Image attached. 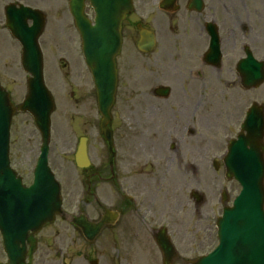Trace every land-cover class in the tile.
Wrapping results in <instances>:
<instances>
[{
  "label": "flooded vegetation",
  "instance_id": "obj_1",
  "mask_svg": "<svg viewBox=\"0 0 264 264\" xmlns=\"http://www.w3.org/2000/svg\"><path fill=\"white\" fill-rule=\"evenodd\" d=\"M132 1L134 9L122 24L124 44L117 58L114 162L79 169L95 187L113 186L111 210L119 218L106 229L114 236L138 232L136 221L155 231L150 220L166 218V205L154 202L160 199L163 179L149 176L147 171L152 170L146 167L159 172V161L168 159L198 171L203 166L199 160L195 163L200 149L205 155L218 150L219 140L229 137L248 107L262 100L263 84L256 83L264 62V0ZM70 2L0 0V21L6 23L8 6L17 10L24 5L54 13L59 26L71 27ZM84 5L89 15V1ZM62 13L65 15L60 17ZM139 27L151 34L149 39H155L149 52L138 48ZM71 96L76 97L74 92ZM89 121L94 122L91 127H98L100 116ZM36 150V146H28L26 151L21 147L12 157L26 185L34 179ZM141 152L143 164L138 162ZM150 186L158 194L153 192L150 197ZM94 199L103 208L96 196ZM54 224L58 227L53 228ZM68 230L69 222L63 217L45 225L35 235L36 251L25 264H53L54 247L57 245L58 254L63 253ZM0 264H10L1 233Z\"/></svg>",
  "mask_w": 264,
  "mask_h": 264
},
{
  "label": "water",
  "instance_id": "obj_2",
  "mask_svg": "<svg viewBox=\"0 0 264 264\" xmlns=\"http://www.w3.org/2000/svg\"><path fill=\"white\" fill-rule=\"evenodd\" d=\"M91 1L97 14L95 25L82 16L81 1H74V14L83 38L86 62L98 92L103 134L111 142L108 123L116 91L114 59L121 48V22L132 6L130 0ZM41 28L28 29L23 26L17 30L11 26L24 48L22 65L32 75L26 101L15 109L9 94L0 87V228L4 219L10 221L11 218L7 216L3 219L1 216L4 202L15 208L13 218L18 227L22 225V231L18 229L5 234L6 248L12 261L16 259V244L30 240L28 230H38L46 222L52 221L61 208L60 187L47 168L46 157L40 159L36 181L30 189L23 188L9 162L10 124L17 111L29 112L43 132L45 143L49 139L50 116L55 105L43 80L42 56L37 45ZM256 112L257 116L246 127L247 136L242 135L232 143L225 160L228 176L237 179L243 191L234 207L227 208L224 217L219 220L221 246L194 264H264V114L261 109ZM85 158L86 147L82 144L77 155L78 163L82 164ZM3 197L7 201H3ZM75 223L83 228L91 240L101 228V225L88 222L84 216ZM158 242L164 251L171 250L166 239Z\"/></svg>",
  "mask_w": 264,
  "mask_h": 264
},
{
  "label": "rangeland",
  "instance_id": "obj_3",
  "mask_svg": "<svg viewBox=\"0 0 264 264\" xmlns=\"http://www.w3.org/2000/svg\"><path fill=\"white\" fill-rule=\"evenodd\" d=\"M53 15L54 13L50 14L51 22L46 35L42 38L45 47V82L56 102V109L52 115L50 164L63 184L68 210L76 214L79 209H83L79 204V194L84 190V183L74 178V148L79 136L85 132L83 122L91 117L92 108H95L90 95L93 85L82 58H79L78 52L73 54L75 49L72 48V38H76L75 41L78 40L80 44L77 33L73 30H62ZM19 59L20 48L9 34L3 31L0 21V84L11 92L14 103L21 102L25 93L26 75L20 68ZM65 64L69 65L66 70L62 68ZM76 85L81 86L85 96V103L81 107V110L86 112L85 115L77 114L75 110L80 106L76 108L70 102V91L76 89ZM261 95L264 102V83ZM35 132L33 121L28 115L15 117L11 129L12 153H18L21 147L26 151L28 146L38 145L39 141L34 135ZM89 137L90 157L93 163L102 162L104 150L97 144V140L100 141V139L97 138L95 132L89 134ZM219 144H221V139ZM217 151L214 153L216 154ZM220 151L221 149L217 155ZM202 152L201 148L195 162L197 164L199 160L200 165H203L198 167V171L187 169L185 162L179 165L181 162L168 159L161 162L158 167L159 172H153V169L151 173L147 171L149 176L157 175L163 179L161 193L158 196L160 199H154V202L157 205H166L167 217L163 222L170 230L175 229L172 235L179 250L182 251V259L185 260V262L179 261V264H187V259L208 253L216 246L217 230L213 224L215 218L222 214V205L216 200L218 191L226 187L234 197L240 190L237 183H224L223 168L216 173L214 169L207 166L208 155ZM138 155L140 163H144L143 152ZM111 190L105 187L100 195L107 204L112 201ZM195 190L206 195V201L200 207H196L190 197L191 192ZM153 192L158 194L157 189L150 186V197L154 195ZM74 197L75 202H73ZM85 209L90 217L95 219L98 217L99 211L96 212L91 207H85ZM159 224L157 222L151 225L156 227ZM137 228L143 230L146 235L120 236L118 242H115L110 233H104L94 245H88L80 233L70 227V264H88V260L92 258H97L100 264H160L159 254L151 234L149 235L140 224ZM117 247L120 248V254L116 263Z\"/></svg>",
  "mask_w": 264,
  "mask_h": 264
}]
</instances>
